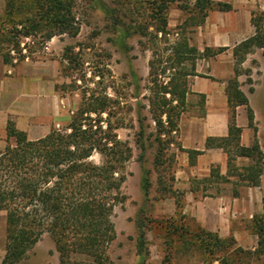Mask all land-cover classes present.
Segmentation results:
<instances>
[{
    "label": "rangeland",
    "instance_id": "374dc122",
    "mask_svg": "<svg viewBox=\"0 0 264 264\" xmlns=\"http://www.w3.org/2000/svg\"><path fill=\"white\" fill-rule=\"evenodd\" d=\"M152 2L75 0L76 35L63 33L52 36L44 43L30 37L19 40L21 53L27 54L24 58L46 61V76L56 81L60 119L55 128H64L69 122L83 91L87 95L98 93L109 99L107 111L100 115L102 126L110 123L117 137L131 148L132 155L125 163V179L120 187L124 198L113 206L110 214L115 237L105 250V264H264V201L263 211L238 224L246 233L237 238L233 236L234 242L229 241L226 248L218 244L213 236L201 235L196 239L193 233L202 226L175 209V197L181 192L173 188L171 179L176 166V144H167L155 161L157 127L151 109L157 105L162 94L159 88L167 83L172 74L182 68H190V60H174L178 52L175 53L173 47L183 37L189 45H195L199 25L203 31L205 16L216 8L208 9L203 17L200 9L195 7V0H172L164 13L166 32L162 33L154 27L156 19L151 14ZM4 6L5 0H0V25L4 18ZM260 27L263 31L264 20ZM123 33L126 36L122 39ZM65 46L71 49L65 50ZM256 47L253 46L250 51ZM11 51L17 60L15 50L10 47ZM65 53L72 55L73 59H67ZM239 68L240 74H249V69H244L241 64ZM250 81L247 77L246 82ZM190 102L193 101H188L185 106L187 116L199 113L197 109L200 110L202 100L201 97L196 98L198 106L195 108ZM138 116L143 122L141 135L138 133ZM263 126L261 118L259 129L262 140L258 145L262 159L256 156L261 167L264 157ZM171 135L175 139L174 131ZM161 137H164L163 133ZM139 142L144 144L143 150ZM89 159L101 162L97 152H93ZM252 164H255L254 161ZM256 166L258 163L254 168ZM143 176L149 182L146 190L141 183ZM182 195L180 200L183 203ZM170 223L176 227L183 226L185 233L175 232ZM259 226L263 229L259 230ZM141 232L144 234L142 243ZM229 236L232 235L221 237ZM15 264H61L53 235L48 231L42 232ZM66 264H93V261L85 254L71 252Z\"/></svg>",
    "mask_w": 264,
    "mask_h": 264
},
{
    "label": "trees",
    "instance_id": "16d2710c",
    "mask_svg": "<svg viewBox=\"0 0 264 264\" xmlns=\"http://www.w3.org/2000/svg\"><path fill=\"white\" fill-rule=\"evenodd\" d=\"M170 1L152 2L151 14L156 19V31L166 32L164 13ZM74 4L75 0H5L4 18L0 25V53L4 62L11 63L15 58L9 52L10 47L15 50L17 60L27 55L22 54L19 48L22 37L38 38L40 43H44L55 35H76L78 26L75 24ZM195 7L204 17L208 9L227 10L230 5L212 0H195ZM262 20L264 12L253 11V36L233 47L234 75L227 80L225 87L229 108L228 133L221 137H207L205 141L206 147H220L227 154V173L235 171V156L251 157L255 164L240 167L237 175L247 177L248 183L253 185L259 182L262 169L258 159H262V155L255 136L250 146L239 144L241 129L235 124V107L245 106L248 125L255 133L254 114L237 77L240 74L239 65L253 46L261 47L264 54V29L261 31L260 27ZM124 36H121L122 39ZM25 47L30 52L27 44ZM173 48L175 53L178 52L174 60L180 62L182 58L188 59L191 64L190 68L175 71L167 83L159 88L162 94L157 105L151 109L157 127L155 161L167 144H176L171 132L176 133L177 121L186 106L187 76L195 74L194 60L224 50L222 47L206 46L199 52L184 37ZM69 49L70 46H65V50ZM65 57L73 59L67 53ZM166 94L169 96L166 97ZM108 104L107 96L94 92L87 95L83 91L76 110L64 128L52 126L44 136L34 140L18 129L12 119L7 120L6 144L0 151V210L5 212L1 264L18 262L44 231L55 238L61 264H66L71 252L91 257L93 264L106 263L105 250L115 237L110 214L113 206L124 198L120 187L125 179V163L132 155L131 148L117 137L110 123L103 127L100 122V115L107 111ZM138 124L141 135L143 122L140 116ZM161 133L164 137H161ZM139 144L143 150L144 144ZM178 148L181 149L180 146ZM185 151L191 162L193 156L201 153L200 150ZM93 152L101 156V162L95 163L89 159ZM257 163L258 166L254 168ZM215 169L213 167L211 173ZM141 183L146 190L148 179L143 176ZM181 194L175 197L174 203L176 211L183 213ZM170 225L179 234L186 231L183 226ZM258 229L263 227L259 226ZM201 235L215 237L216 242L225 248L229 246V241L234 242L233 236L221 237L203 227L193 233L196 239ZM140 237L142 243L143 232ZM238 250L244 252L242 248Z\"/></svg>",
    "mask_w": 264,
    "mask_h": 264
},
{
    "label": "crops",
    "instance_id": "0c3cea01",
    "mask_svg": "<svg viewBox=\"0 0 264 264\" xmlns=\"http://www.w3.org/2000/svg\"><path fill=\"white\" fill-rule=\"evenodd\" d=\"M230 4L227 10H210L199 25L197 50L204 47H222L223 51L194 60L195 74L187 76L185 100L195 108L201 97L200 110L186 115L184 109L177 121L175 135V161L173 188L183 196L182 212L203 228L220 236H243L239 223L250 215L263 211L264 157L257 184L240 177V167L252 165L253 159L236 156L235 173H227V154L220 147H206L207 137H221L228 133L229 108L225 93L226 82L233 77V47L253 36L251 13L264 11V0H217ZM249 74L238 75L241 90L246 94L254 114L256 132L248 125L244 105L235 107V124L241 129L239 144L248 147L254 135L261 145L259 119L264 122V54L261 47L246 53L241 63ZM47 62L27 58L6 63L0 53V151L6 144V122L12 119L15 126L26 132L31 140L44 136L60 119V96L55 79L46 76ZM251 79L246 82V78ZM186 108V107H185ZM264 129V126H263ZM181 147V149L178 148ZM187 149L201 153L189 160ZM264 153V150H263ZM213 166H216L211 173ZM5 212L0 210V264L4 254Z\"/></svg>",
    "mask_w": 264,
    "mask_h": 264
},
{
    "label": "built area",
    "instance_id": "2783aa9c",
    "mask_svg": "<svg viewBox=\"0 0 264 264\" xmlns=\"http://www.w3.org/2000/svg\"><path fill=\"white\" fill-rule=\"evenodd\" d=\"M11 53H13V51H11Z\"/></svg>",
    "mask_w": 264,
    "mask_h": 264
}]
</instances>
